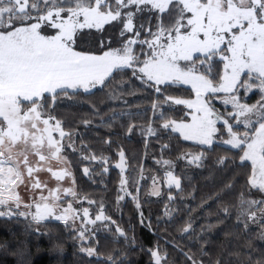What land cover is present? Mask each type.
I'll return each mask as SVG.
<instances>
[{"label":"snow or ice","instance_id":"6c2138e0","mask_svg":"<svg viewBox=\"0 0 264 264\" xmlns=\"http://www.w3.org/2000/svg\"><path fill=\"white\" fill-rule=\"evenodd\" d=\"M117 76L121 84L134 78L143 98L150 99L152 116L145 126L129 123L127 131L139 130L146 149L151 139L159 143L148 195L164 202L169 221L176 193L184 188L177 162L203 167L218 147L227 155L216 163L230 160L243 170L249 189L264 193V0H0V217H22L36 231L49 220L62 223L88 257L101 255L97 232L128 242L104 201L97 204L79 184L68 150L79 156L88 180L94 179V165L102 166L98 175L109 173L112 156L105 149L97 153L85 132L56 114L61 99L95 95L94 89L103 91ZM253 92L257 98L249 102ZM92 123L82 121L85 128ZM173 141L190 142L191 148L173 160L165 156ZM112 144L104 141L107 149ZM116 155V202L130 198L143 224V163L139 177L130 178L126 152L121 148ZM234 208L237 222L245 230L249 223L259 225L264 238V199L241 190ZM223 213L227 217L231 209L225 206ZM147 227L151 230V223ZM193 231L189 217L180 232ZM49 236L62 249L59 236L51 231ZM147 252L148 264H168L158 242ZM180 252L183 264H211L203 259V246L200 258L191 250ZM122 259L121 253L106 254L107 264ZM255 264H264V258Z\"/></svg>","mask_w":264,"mask_h":264},{"label":"trees","instance_id":"16d2710c","mask_svg":"<svg viewBox=\"0 0 264 264\" xmlns=\"http://www.w3.org/2000/svg\"><path fill=\"white\" fill-rule=\"evenodd\" d=\"M139 87V82L134 78L129 83L125 77L124 83L121 84V78L117 76L103 91L94 89L95 95L61 99L56 107L59 118L86 133L85 141L91 144L97 153L105 149L104 154L112 156L111 171L100 176L98 174L102 171V166L94 165V179L88 180L80 170L79 156L72 155L71 150H68L79 184L97 204L101 200L104 201L108 213L127 232L128 242L125 243L123 238L119 237L114 240L109 232H97L101 255L88 257L79 252L78 245L72 239L74 232L64 229L62 223L57 224L56 221L49 220L41 224L40 230L36 231V226L28 228V221L22 217H0V264H107L106 254L110 251L123 254L122 264H148L147 250L157 242L162 252L167 251L168 264H183L184 257L180 249L184 252L191 250L200 258L201 246L207 253L203 259L210 260L211 264H216L218 259L221 264H241L249 258L255 264V261L264 258V238L261 237L259 225L249 223V228L245 230L243 222H237L234 208L241 190L255 199H264V193L249 189L243 170L233 167L230 160L225 166L216 163L219 156L227 155L224 147H218L209 153L203 167L189 166L183 160L177 162L176 173L182 177L184 188L182 192L176 193L177 199L171 205L174 210L171 221L163 214L164 202L148 195L150 176L156 173L157 167L153 156L160 154V147L157 140L151 139L146 149L144 137L139 130L132 133L127 131L129 123L138 129L145 126L147 117L152 116L150 99L143 98L144 93L139 91ZM113 92L122 99L117 100ZM256 98L255 93H251L249 102ZM93 105L99 109V115L95 114ZM145 108L148 109L146 114L137 112V109ZM165 110L167 111V108ZM129 111L132 112L131 116L120 115ZM113 113L117 114L114 118ZM168 114L172 115L171 112ZM101 117L104 118L103 123L100 122ZM84 119L93 122L91 127L83 126ZM155 123L159 125L160 121L156 120ZM105 140L113 142L111 149L104 145ZM163 142L165 141H160ZM77 144L79 145V141ZM172 147L173 150L166 152L165 156L176 160L180 152L190 150L191 144L181 142L177 145L173 141ZM121 148L126 152L129 163L127 174L130 178H138L141 162L144 166L147 183L141 182L143 187L140 191L143 224L130 198L119 205L116 202L119 170L114 168V164L118 159L116 154ZM230 184H234V187L229 191L226 186ZM164 195L166 199V189ZM225 206L231 209V214L227 217L223 213ZM176 209L179 210L175 211ZM189 217L193 219L194 231L182 234L180 228ZM149 223L152 225L151 230L147 227ZM50 231L54 236H59L62 249L55 246L56 241L50 238ZM132 237H135L136 243L131 242Z\"/></svg>","mask_w":264,"mask_h":264},{"label":"rangeland","instance_id":"374dc122","mask_svg":"<svg viewBox=\"0 0 264 264\" xmlns=\"http://www.w3.org/2000/svg\"><path fill=\"white\" fill-rule=\"evenodd\" d=\"M84 206H87V204H84Z\"/></svg>","mask_w":264,"mask_h":264}]
</instances>
